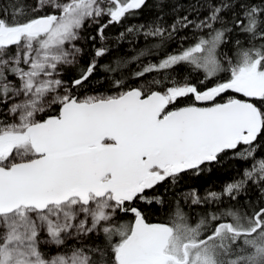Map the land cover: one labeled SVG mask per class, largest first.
I'll return each mask as SVG.
<instances>
[{"label":"snow or ice","instance_id":"1","mask_svg":"<svg viewBox=\"0 0 264 264\" xmlns=\"http://www.w3.org/2000/svg\"><path fill=\"white\" fill-rule=\"evenodd\" d=\"M0 264H264V0H0Z\"/></svg>","mask_w":264,"mask_h":264},{"label":"trees","instance_id":"2","mask_svg":"<svg viewBox=\"0 0 264 264\" xmlns=\"http://www.w3.org/2000/svg\"><path fill=\"white\" fill-rule=\"evenodd\" d=\"M148 10L146 9L142 13H138L135 16L127 17L121 24H112L105 29V36L107 40L105 46L109 49L107 54L99 58V64L104 65L115 61L117 58L123 57L125 59H130L133 56L138 55V53L148 47L153 43L158 41L149 39L146 40L142 34H127L124 39H120V33L125 32L127 27L137 26L139 24L145 23L149 19ZM106 18L101 21V23H106ZM97 25L86 26L85 34L86 35H96ZM184 34V33H182ZM191 36V31L187 33ZM81 46L84 48V55L81 60L82 64H87L90 61L91 57L94 55L92 50V42L90 40H81ZM96 46H100L99 38L96 40ZM177 47L176 44H170L167 46V51H171L173 48ZM159 55H163V52H160ZM158 55L156 50H153V54L149 56L140 57V61L132 62L128 65L126 70L134 71L137 69L140 62L147 63L149 60L156 62ZM105 73L101 68H97L96 77H103ZM95 78V77H94ZM240 167L238 162H227L223 167H217L211 172H205L204 174L198 177L186 178L177 188L170 190L166 198L172 199L171 193H175V198L181 199L182 194L190 191L191 189H196L200 195H204L205 191L211 189L213 191H219L222 185L231 180L237 173L236 169ZM185 211H189V206L184 205ZM192 210L198 212L200 208L193 206ZM154 211L156 215L153 217L154 220L162 219L165 217V214L168 212V205H165L163 208L157 205L154 206Z\"/></svg>","mask_w":264,"mask_h":264}]
</instances>
